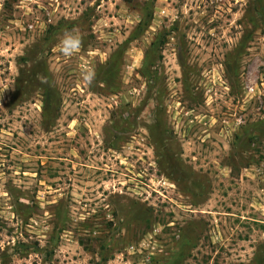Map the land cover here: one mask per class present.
<instances>
[{"label": "rangeland", "instance_id": "374dc122", "mask_svg": "<svg viewBox=\"0 0 264 264\" xmlns=\"http://www.w3.org/2000/svg\"><path fill=\"white\" fill-rule=\"evenodd\" d=\"M0 264H264V0H0Z\"/></svg>", "mask_w": 264, "mask_h": 264}, {"label": "clouds", "instance_id": "9594fccd", "mask_svg": "<svg viewBox=\"0 0 264 264\" xmlns=\"http://www.w3.org/2000/svg\"><path fill=\"white\" fill-rule=\"evenodd\" d=\"M82 44L80 35L75 30L66 31L59 41V50L65 57H71ZM94 69L84 68L80 72V78L87 84H91L95 79Z\"/></svg>", "mask_w": 264, "mask_h": 264}]
</instances>
